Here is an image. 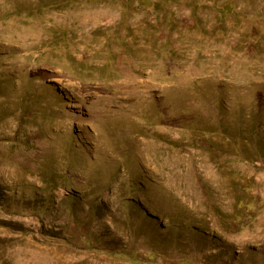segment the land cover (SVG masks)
Returning a JSON list of instances; mask_svg holds the SVG:
<instances>
[{
	"label": "rangeland",
	"instance_id": "1",
	"mask_svg": "<svg viewBox=\"0 0 264 264\" xmlns=\"http://www.w3.org/2000/svg\"><path fill=\"white\" fill-rule=\"evenodd\" d=\"M0 264H264V0H0Z\"/></svg>",
	"mask_w": 264,
	"mask_h": 264
}]
</instances>
